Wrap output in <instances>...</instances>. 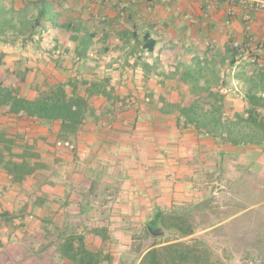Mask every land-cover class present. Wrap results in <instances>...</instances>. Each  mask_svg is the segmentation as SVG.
Wrapping results in <instances>:
<instances>
[{
  "label": "crops",
  "instance_id": "0c3cea01",
  "mask_svg": "<svg viewBox=\"0 0 264 264\" xmlns=\"http://www.w3.org/2000/svg\"><path fill=\"white\" fill-rule=\"evenodd\" d=\"M228 6L225 0H0V24L12 27L2 29L4 32L37 31L35 45L29 43L28 48L53 46L63 52V67L68 73L53 71L54 81L61 77L89 81L106 78L119 97L136 95L146 87L148 72H153L165 81L154 96H163L170 104H185L194 94L189 92L194 86L180 76L202 66L200 79L224 95V111L233 117L246 112L248 97H264V70L246 51L237 56L232 53V43L237 39L250 50L247 41L254 46V39L264 38V10H252L251 20L246 22L241 3L231 18ZM33 23L39 24L36 30ZM213 40L218 44L216 52L207 45ZM0 46L13 54L6 49H22L24 44L20 39L3 40ZM82 47L86 53L79 56ZM8 58L15 60L17 55L6 57V62ZM161 104H148V116L143 121H139L140 107L133 105L120 111L116 104L115 115L101 117L107 108L101 95L96 99L100 119L89 117L76 139L77 146L71 141L76 156L71 154L73 149H50L48 142L56 140V133L50 135L46 126L29 127L26 132L27 127L16 121L3 124L41 137V148L36 151L47 164L60 168L61 176L54 178L57 186L41 183L42 171L11 184L10 176L5 177L0 169V264H64L55 253L56 245L47 246L48 239H56L55 234L48 237L42 224L47 219L55 225L85 222L80 214L85 200L99 210L87 223L102 225L105 221L117 228L111 233L116 241L112 245L117 247L112 253L121 257L130 250L128 242L135 235L130 225L144 223L147 215L170 205L172 199L198 201L209 185L214 186V196L223 188L233 201L226 205L228 216L218 225L241 223L248 249H261L253 242V233L259 229L264 236V139L244 148L198 135L193 126L180 130L178 109L164 118L158 114L157 105ZM260 111L264 113V107ZM109 122L111 131L107 132ZM191 159L194 166H186ZM90 169L100 174V186H111L106 196L110 201L101 198L98 203L92 196L83 195L91 186ZM155 178H160L158 184ZM68 182H73L74 189L70 205L64 207L60 201ZM106 208L111 211L104 212ZM72 213L78 216L72 217ZM1 225H15L16 242L4 238ZM92 239L100 246V237L89 236L88 240Z\"/></svg>",
  "mask_w": 264,
  "mask_h": 264
},
{
  "label": "trees",
  "instance_id": "16d2710c",
  "mask_svg": "<svg viewBox=\"0 0 264 264\" xmlns=\"http://www.w3.org/2000/svg\"><path fill=\"white\" fill-rule=\"evenodd\" d=\"M32 25L34 29L39 26L36 23ZM38 35L39 33L34 30L8 35L0 34V41L4 40L8 43L20 39L24 44L22 50H25L28 49L27 44L35 45L34 42ZM247 42L250 43L249 51L254 52L256 44L251 46L252 41ZM32 48L37 56L36 68L28 65L30 59L22 53L23 51L16 54L17 58L13 65L8 67L6 57L13 56V54L0 51V68L2 66L7 68L5 69L6 77L0 79V120L2 118L15 120L18 125L23 124L25 127L46 126L55 131L56 140L51 144L56 145L60 140L74 142L85 128L89 117L100 119L97 115L96 99L101 95L105 97L107 105L101 117H104V114L115 115L116 104L119 108L121 107V97L114 94L109 79L89 81L61 77L60 80L54 81L53 71L68 73L63 67V52L53 46ZM244 48V43L241 47H233V55H242L245 52ZM85 53L86 47L78 49L79 56H84ZM194 69L197 70V74L192 77V80L196 81L198 77L200 78V72L204 67L197 66ZM31 74L33 78L29 79ZM197 84L199 83H194L193 86L200 92H195L192 100L183 105L177 103V106L179 105L177 124L180 130H188L190 126H193V130L198 135H209L224 144L229 143L244 148L259 144L260 138L264 139V113L260 111V108L264 107L263 96L248 97L249 107L246 112L230 117L224 111V95L212 90L208 84L207 86ZM27 86L29 87L28 92L25 91ZM163 102L168 103L167 99ZM3 124L5 122L0 123V167L9 174L13 182L22 183L28 177L42 171L41 183L57 186L54 178L61 176V169L53 168L43 160L35 146L27 140L26 132L16 131L17 129ZM105 129L107 132L111 131L110 122ZM10 132L14 134L13 137L9 136ZM16 147L21 148L22 151H15ZM76 153V149L71 150L74 156ZM194 163L195 161L191 159L185 162V165L193 167ZM89 172H91L89 176L91 186L88 193H83V195L92 196L93 200L98 203L101 198L105 199V202L110 201L106 196L107 188L111 186L106 189L105 185L100 186V174L93 169ZM64 186V197L60 202L65 207L71 203L70 196L74 186L73 182L64 183ZM213 189L214 186L209 185L204 197L198 201L172 199L170 205H162L154 209L151 214L147 215L144 223L137 226L130 225L132 226L130 228L135 230L132 241H140L139 247L135 249L130 245V250L124 252L121 257H115L112 253V249H117V247L112 245V243L116 244V241L112 240L111 233L117 231V228L105 221L102 225H97L93 221L90 224L86 222L97 216L99 211L98 206L96 207L87 200L80 207V214L85 222L55 225L51 220L44 221L43 231L48 237L54 233L56 238L55 240L48 239L47 246L56 245L55 253L64 261V264H228L216 246L204 237L196 235L204 231V233L219 236V238L230 239L236 242L235 244L240 243L246 255L249 250L246 246L249 241L244 240L241 223H235L234 230H227V232L223 228H227L228 225H218L223 219L213 203L215 198ZM111 194L114 196L115 192ZM194 211L197 213L195 214ZM202 213L204 216L201 215ZM200 226L202 228L198 229ZM150 228L162 230L165 234L169 233L168 240L161 241V237L153 235ZM177 230L180 237L175 235ZM258 230L256 229L253 233L255 236L253 242L263 246L264 236ZM89 236L100 237V246L92 243L94 239L89 241ZM191 236H194L191 241L185 240ZM149 238L153 240L149 242Z\"/></svg>",
  "mask_w": 264,
  "mask_h": 264
},
{
  "label": "rangeland",
  "instance_id": "374dc122",
  "mask_svg": "<svg viewBox=\"0 0 264 264\" xmlns=\"http://www.w3.org/2000/svg\"><path fill=\"white\" fill-rule=\"evenodd\" d=\"M0 17L2 18V15L1 14H0ZM7 28H12V27L11 26H8L7 24H2L1 23L0 24V34L1 35H6V34L8 35V34H11V33H13V34L20 33V32H17V31L16 32H11V33L9 31H6V32L2 31V29H7ZM3 50H5V49H3ZM6 50L12 52L13 54L14 53L17 54L18 52L23 51L22 53H25L24 55H26L30 59L29 60L30 65H32L33 67H35V63L36 62L34 60V57L36 55L34 53V49L33 48H28V49H25V50H22L21 48H7ZM0 51H2V46H0ZM8 59H9L8 62L10 64H8V62H6V66L9 67V66H12L13 65L14 59L13 58H8ZM5 69H7L5 66H2L0 68V79L6 77L7 72L5 71ZM196 71H197L196 69L190 68L189 70H187V72H185V71L182 72V75L180 77L187 78V79H183V80H185V81L190 80V82L193 83V84L194 83H199L200 85H206L205 80L200 79L201 77L200 78L198 77L196 81L192 80L193 78L192 79H189V78H191V77H193V76H195L197 74ZM146 79H147V80H145V83H147L146 84V87L144 89H142L141 91H139V92H135L136 95H132L134 97H132L130 95V97H128V100H127V96L121 97V99H120L121 100L120 105L121 104L122 105L119 108L120 111L125 110L130 105L140 107V109H139L140 110V113H139V118L140 119H139V121H143V119L147 118V116H148L147 112L145 111L147 109V105L148 104H150L152 102L155 103V104L162 103L161 105H157L158 106V110H159L158 114L160 116L164 117V118H168V116H171V112H172L173 109H175V107L177 106V104H170V103L165 104L163 102V100L165 99V97H163V96L155 97L154 96V94L156 93V88L158 89L159 87H163L165 81L162 79V77L155 76V74L153 72H148V75H147V78ZM199 84H197V85H199ZM28 90H29V87L27 86L26 89H25V91L28 92ZM189 92L191 94H193L195 92H200V90L194 88V89L189 90ZM193 97H194V95H192L191 98L189 97V100H192ZM134 98H135V100H134ZM176 109L179 110V105L176 107ZM135 118H136V116H135ZM3 120L5 121V124L7 122H9V121H12V122L15 121V120H11V119L10 120H6L5 118H2V120H0V123L3 122ZM28 128L29 127H27V129H25L26 132L28 131ZM39 130H40V128H39ZM53 131L54 130H50L49 131L50 132V135H52V134L54 135V132ZM31 133L32 132H30V134ZM40 135H42V132H40ZM27 140H29V142L32 145L35 146V149L36 148L37 149L41 148V146L39 145L40 141H42L41 137H36V136L28 135V139ZM46 141L47 140H45V142ZM76 141L77 140H75L74 143H76ZM48 143H49V146L48 147L50 149H52L53 151H57V149H58L57 148L58 143L56 145H52L51 142H48ZM76 146H77V143H76ZM15 149L16 150H19V151L21 150V148H18V147H16ZM58 152H59V150H58ZM62 153H65V152H62ZM49 155H52V153H50ZM44 156H45V154H44ZM214 160L217 161L218 158H216V159L214 158ZM0 169H2V171L4 173H6L5 174V177H9V174L2 167H0ZM158 179L160 180V178H155L154 179L155 182L159 181ZM10 182H11V184L12 183H15V182H13L12 179H10ZM156 184H158V182ZM222 189L220 190V192L218 193V195H215V198H214V202L213 203L215 205V208L219 211L220 216L222 217V219H224V218H226V216H228V212H229L228 211V208H226V205L228 203L233 202V201L227 198L226 192L225 191L223 192ZM105 210L111 211L108 208H106ZM17 212H18V208H16L14 210V213H17ZM194 213L196 214L197 212L194 211ZM71 215H72V217L73 216H78V214H76V213H72ZM201 215L204 216L203 213ZM4 219L5 220H8L7 218H4ZM12 227L14 229H11ZM234 227H235V224L228 225L227 228H223V230H225L227 232V230H234ZM2 228H3V231H4V234H3L4 238L10 239V242L11 243L16 242V238L17 237L15 236L14 233H17V232L15 230L16 229L15 228V225H13V226L1 225V229ZM200 228H202V227L200 226L198 229H200ZM160 231H162V230H160ZM175 235H176V237H180V233L178 232V230L176 231ZM196 235L197 236L204 237L207 241H209L214 246H216L218 252L226 259V261L228 262V264H240V263L245 262V258L246 257L248 258L251 255H256V254L263 255L264 254V245L261 247V249H259V247H257L258 249H256V250L255 249L254 250H247V255H246L245 254L246 252H244V248H241L242 245L240 247V243H238L239 244V246H238V244H235L236 242H233L230 239L229 240L228 239L226 240L223 237H220L219 238V236L216 237L215 235H212V234H209V233H204V231H201V232H199ZM168 236H169V233L165 234V232H164V233L158 235L157 237H161V241H166V240H168ZM192 237H194V236L187 237V238H185V240L191 241ZM18 238H19V234H18ZM152 240H153L152 238H149V242L152 241ZM130 243L128 245H132L133 248L138 249V247H139L138 244L140 243V241H137V240L132 241L131 240ZM0 247H1V244H0ZM17 248H19V247H17ZM128 257H129V255H128ZM132 258H134V256Z\"/></svg>",
  "mask_w": 264,
  "mask_h": 264
},
{
  "label": "built area",
  "instance_id": "2783aa9c",
  "mask_svg": "<svg viewBox=\"0 0 264 264\" xmlns=\"http://www.w3.org/2000/svg\"><path fill=\"white\" fill-rule=\"evenodd\" d=\"M228 2V14L230 18L236 13V5L241 3L244 7L243 19L246 22L251 20L252 10H264V0H225ZM230 23V20L227 21ZM253 42L256 43L255 51L250 52L249 49L245 51L250 55V59L255 63L260 69H264V38L254 39ZM207 45L211 47L212 51L216 52L218 50V44L216 41H208ZM242 46V41L237 39L232 43V47L237 48ZM58 146L66 149H73L75 147L74 143L69 140L58 141ZM246 264H264V254L263 255H251L245 260Z\"/></svg>",
  "mask_w": 264,
  "mask_h": 264
},
{
  "label": "water",
  "instance_id": "95a60500",
  "mask_svg": "<svg viewBox=\"0 0 264 264\" xmlns=\"http://www.w3.org/2000/svg\"><path fill=\"white\" fill-rule=\"evenodd\" d=\"M150 231L152 232L153 235H156V236H158V235L164 233L163 231H160V230H158V229L154 230V229H152V228H150Z\"/></svg>",
  "mask_w": 264,
  "mask_h": 264
}]
</instances>
